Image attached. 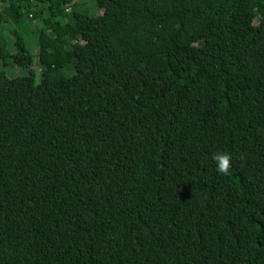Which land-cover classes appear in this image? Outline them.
Returning a JSON list of instances; mask_svg holds the SVG:
<instances>
[{"label": "trees", "instance_id": "16d2710c", "mask_svg": "<svg viewBox=\"0 0 264 264\" xmlns=\"http://www.w3.org/2000/svg\"><path fill=\"white\" fill-rule=\"evenodd\" d=\"M91 1L0 0V264H264V0Z\"/></svg>", "mask_w": 264, "mask_h": 264}, {"label": "rangeland", "instance_id": "374dc122", "mask_svg": "<svg viewBox=\"0 0 264 264\" xmlns=\"http://www.w3.org/2000/svg\"><path fill=\"white\" fill-rule=\"evenodd\" d=\"M75 2H81L84 3V9H88V15L91 17V21L93 23H98L100 16L102 15V11L97 9L94 6L93 1L91 0H75ZM26 21L24 22V25L20 28V36L24 40V43L27 47L28 52L31 54L33 57V68L32 70L36 73L39 79V64H38V56H37V43H36V34L40 30L41 24L35 20L29 21L27 18L25 19ZM14 30V29H13ZM7 38V51H9L11 54L14 52V47H13V36L11 35V32L9 31L6 34ZM3 70L6 75L9 78L12 77H23L28 74V69H19L16 68L13 63H9L7 67L2 69V64L0 63V71ZM73 75V71H67L64 73L65 77H69Z\"/></svg>", "mask_w": 264, "mask_h": 264}, {"label": "clouds", "instance_id": "9594fccd", "mask_svg": "<svg viewBox=\"0 0 264 264\" xmlns=\"http://www.w3.org/2000/svg\"><path fill=\"white\" fill-rule=\"evenodd\" d=\"M211 160L214 164V168L219 174L227 175L230 170V157L229 155L222 151L218 150L211 154Z\"/></svg>", "mask_w": 264, "mask_h": 264}]
</instances>
